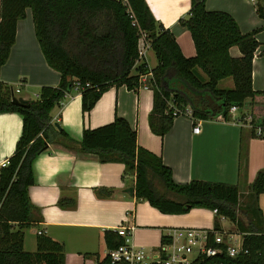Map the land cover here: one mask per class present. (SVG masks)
Returning a JSON list of instances; mask_svg holds the SVG:
<instances>
[{"label":"trees","instance_id":"obj_1","mask_svg":"<svg viewBox=\"0 0 264 264\" xmlns=\"http://www.w3.org/2000/svg\"><path fill=\"white\" fill-rule=\"evenodd\" d=\"M28 8L45 61L60 80L57 86H42L37 97L24 105L14 104L11 88L0 81V112H17L22 118L14 151L0 165V264H64L63 244L43 231L36 234L34 251L23 247L24 230L37 226L42 218L28 196L34 182L32 163L49 143L93 154L100 162H122L134 175L135 197L161 213L216 210L217 217L228 219L241 234V250L229 255L226 242L214 241L213 234L223 231L216 219L205 247L217 248V252L212 256L199 253L189 264H264V218L257 200L264 193V169L256 174L241 203L239 183L198 179L176 183L161 158L137 144L135 129L123 117L116 115L107 124L84 128L81 139L75 141L56 128L51 115L64 96L76 89V83L82 111L87 112L109 87L138 89L140 75L150 72L146 84L153 99L148 125L154 134L163 136L170 129L177 116L174 109L189 108L195 119L227 118L231 106L248 109L255 96L264 94V89L252 87L256 30L242 33L228 12L208 10L205 0H190L186 16L179 20L195 48L194 56L186 57L145 0H0V67L15 41L17 21ZM255 9L264 19V0H256ZM140 31L154 52L157 63L153 68L144 61L136 64ZM232 46L239 49V57L230 54ZM226 78L232 79V87H219ZM250 117L254 136L253 127H264V116L251 111ZM104 241L109 250L122 245L123 237L107 229ZM169 242L170 238L162 236V244ZM100 264H111L107 255Z\"/></svg>","mask_w":264,"mask_h":264},{"label":"crops","instance_id":"obj_2","mask_svg":"<svg viewBox=\"0 0 264 264\" xmlns=\"http://www.w3.org/2000/svg\"><path fill=\"white\" fill-rule=\"evenodd\" d=\"M145 2L154 18L174 35L183 55L194 56L191 35L179 22L186 16L190 0ZM205 6L208 10L228 12L242 33L256 30L258 45L252 59V87L262 91L264 19L256 14L255 3L250 0H205ZM148 51H151L152 64L148 63ZM229 52L233 57L241 55L236 46L230 47ZM156 63L154 52L149 48L146 64L153 68ZM198 71L205 77L200 69ZM59 80V73L45 61L28 8L25 17L17 21L15 41L0 67V81L11 90H18L14 94L16 97L35 99L42 86H57ZM222 81L225 79L218 86ZM232 85L231 79L230 84L219 87ZM152 99L153 91L147 84L138 89L112 86L101 93L89 111L83 112L81 95L74 89L53 108L52 122L58 123L70 138L79 141L84 128L107 124L116 115L123 117L135 129L137 144L158 155L170 168L176 183H187L192 179L239 183L240 202L246 201L249 185L264 169V137L252 136L249 125L251 111L256 116H264V94L255 96L252 107H248L250 111H240L237 107L227 118L219 115L192 122L185 115L176 116L163 136L154 134L148 125ZM194 125L200 126L198 133L193 132ZM21 128L19 113L0 112V165L14 151ZM32 169L34 182L28 188V196L42 218L37 226L29 229V234L43 231L61 242L64 264H100L108 251L104 231L116 230L119 226L133 227V245L156 252L165 247L161 239L162 236L170 238L171 229H213L217 219L223 230V242L231 244L226 237L230 221L217 217L214 210L192 208L186 213L165 214L146 200L127 194L126 188H134V175L122 162H100L93 154L68 149L61 143H49L47 149L34 159ZM257 200L264 218V193L259 194ZM234 232L241 241V234ZM25 241L26 234L23 247ZM30 248H36V236L31 240Z\"/></svg>","mask_w":264,"mask_h":264},{"label":"built area","instance_id":"obj_3","mask_svg":"<svg viewBox=\"0 0 264 264\" xmlns=\"http://www.w3.org/2000/svg\"><path fill=\"white\" fill-rule=\"evenodd\" d=\"M251 2H256V0H250ZM150 48V44L146 39L144 32H139L137 52L138 57L136 64L141 61L146 63L147 50ZM152 76V74L146 73L140 75V84L146 87V81ZM75 88L78 90V83L75 84ZM13 98L16 97L14 94L18 90H12ZM237 106H231L229 113H234ZM173 115H185L189 117L192 122L195 118L191 116V110L186 108L183 112L174 109ZM250 127L252 128L250 122ZM193 132L198 133L200 131L199 125L193 126ZM254 136L264 137V127L257 126L253 127ZM6 161L1 164L4 165ZM216 212V210H214ZM223 217V216H221ZM132 226H119L115 231L118 235L123 237V244L117 248H112L107 251V256L111 264L125 263V264H189L191 259L188 257L189 253L196 252L204 253L208 256H212L217 252V248L205 247V241L207 240L208 233L213 232L212 229H199V228H175L170 230V242L161 250L152 252L147 251L142 246H135L131 242ZM40 232V231H38ZM214 241L216 243L223 242L220 233L216 232L213 234ZM241 241L237 244H229L227 252L229 255L233 256L241 250Z\"/></svg>","mask_w":264,"mask_h":264},{"label":"rangeland","instance_id":"obj_4","mask_svg":"<svg viewBox=\"0 0 264 264\" xmlns=\"http://www.w3.org/2000/svg\"><path fill=\"white\" fill-rule=\"evenodd\" d=\"M150 54H151V51H148V63L149 64H152L153 63V59L150 57ZM228 82H229V84L231 83V78H227V79H225V81H222L220 84H219V86H227V84H228ZM245 111L246 109L245 108H241V110L240 111ZM33 228V227H32ZM29 229L30 228H27V229H25L24 230V234H26V241H25V246H24V249L26 250V251H34L35 250V248H30V244H31V240H33V238L36 236L35 235V233H34V235H30L29 234ZM226 229H227V231L229 230L231 233H227L226 234V237H227V239H229L228 241H230V243L231 244H237L238 242H239V237L238 236H234L233 234H235V229H234V226L232 225V223L230 222L229 223V225L226 227ZM35 230V229H34ZM32 249V250H31ZM196 255H197V253L194 251V252H192V253H189L188 254V257L190 258V259H193V258H195L196 257Z\"/></svg>","mask_w":264,"mask_h":264},{"label":"water","instance_id":"obj_5","mask_svg":"<svg viewBox=\"0 0 264 264\" xmlns=\"http://www.w3.org/2000/svg\"><path fill=\"white\" fill-rule=\"evenodd\" d=\"M33 99L32 98H25V97H14L12 98V102L14 104H27L29 102H31ZM54 125L56 126V128L60 129V125L56 122H54ZM127 194H129L130 196H132L134 194V188L133 187H128L124 190Z\"/></svg>","mask_w":264,"mask_h":264}]
</instances>
